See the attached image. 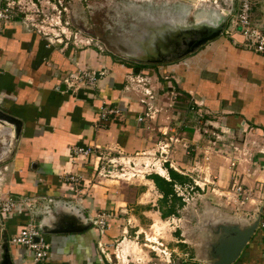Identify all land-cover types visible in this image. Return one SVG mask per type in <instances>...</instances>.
<instances>
[{"label":"crops","instance_id":"0c3cea01","mask_svg":"<svg viewBox=\"0 0 264 264\" xmlns=\"http://www.w3.org/2000/svg\"><path fill=\"white\" fill-rule=\"evenodd\" d=\"M7 2L0 0V8ZM235 4L234 1L230 8L234 9ZM254 6L258 14L250 13L251 22L264 30V23H260L264 0H252L251 9ZM243 46L246 47L238 36H219L198 54L197 50L187 58L142 69L123 64L101 47L48 45L46 38L22 24L20 18L0 21V110L22 124L12 157L0 164V193L33 203L31 214L15 210L0 216V244L3 239L7 243L28 222L38 225L41 220L49 254L46 261L38 264H109L99 253L97 243L107 246L118 235L120 224L112 214L121 204L115 197L117 181L100 174L111 168L107 160L126 163L152 146L157 152L161 142L150 141L153 119L162 111L169 113L167 108L171 107L186 112L191 97L201 104L207 126L217 132L216 142L228 155L225 161L228 163L235 154L231 148L239 151L235 169L239 183H235L242 184L247 192L254 189L251 200L263 198L264 58L260 57L264 56L257 57L259 54L241 49ZM83 69L101 73L94 90L81 84L72 90L64 88L62 78ZM137 78L143 82L133 85ZM177 95L188 96V101L169 103ZM100 100L116 111L104 122L97 115ZM192 128L189 125L187 130L181 129L186 136L181 138L183 144L194 146ZM167 129L162 126L156 131L163 136ZM172 139L171 135L168 140ZM8 140V130L0 127V160ZM77 146L91 147L93 154L72 158L71 150ZM242 152L245 161L240 156ZM202 155L209 157L205 151ZM67 173L81 180L70 184ZM183 176L190 180L188 175ZM101 212L110 215L107 237H100L93 223L82 232L68 231L76 228L71 226L74 217L87 224L78 216L85 215L90 223ZM111 222L118 230L112 231ZM58 229L65 232L55 231ZM254 239L236 264H264L263 241ZM7 248L11 264H34L24 249L10 245Z\"/></svg>","mask_w":264,"mask_h":264},{"label":"rangeland","instance_id":"374dc122","mask_svg":"<svg viewBox=\"0 0 264 264\" xmlns=\"http://www.w3.org/2000/svg\"><path fill=\"white\" fill-rule=\"evenodd\" d=\"M8 1L13 4L12 7L18 18H25L28 24H32L34 30L45 34L52 41L61 40L69 46L73 36H78L77 40L88 41L91 46L96 43L115 59H119L122 55L125 57L124 53L127 50L124 43L127 44V37L130 38L128 30L132 29L131 26L136 19L154 20L167 17L181 22H193L201 18L203 9L208 10L213 7L212 0ZM251 10L252 15L258 14V8L255 6ZM260 23H264L263 11H261ZM94 27L95 33L92 31ZM99 33L104 36V46L96 37V35L100 36ZM66 38L68 41H65ZM204 46L200 47L196 54ZM241 49L249 51L244 46ZM256 56L260 57V55ZM127 61L131 60L126 59V63L131 64ZM206 75L202 74L204 78H208ZM132 84L137 85L135 81ZM188 98L177 95L174 100L170 99L169 103L173 101L184 103ZM167 109L170 110L169 113L164 114L162 111L160 117L153 119V131L150 133L152 144L161 142L157 145V152L159 147H163L166 142L169 143V146L163 147L162 157L152 146V149L140 152L126 163L118 160L111 172L109 180L117 181L118 190L115 197L117 204L121 205L112 214L113 218L119 221L120 229L115 228L114 223L111 222L112 231L118 230L119 233L109 240L107 246L102 245L103 256L109 260V264H178L179 262L204 264L203 248L210 238L207 226L232 216L249 222L255 211V206L248 201H244L242 205H234L225 199V195H229L226 191H232L231 187L236 181L239 183L235 171L237 165L232 169L228 168L229 163L224 159L227 156L221 152L216 142L217 132L213 130L214 128L208 127L204 118H200L199 122L196 119L197 113L189 107L186 112L185 109L183 111L174 110L172 107ZM213 120L218 121L216 118ZM189 125L193 126L192 131H195L194 146L183 144L184 141H181V138L186 137L181 129ZM162 126L168 128L163 136L156 131ZM171 128L174 129L173 132L169 131ZM203 128L208 129L206 134L197 131ZM171 135L179 140L169 141ZM213 141L214 145L211 144ZM202 142L204 149L201 147ZM203 151L209 155L206 156V160L202 157ZM162 159L173 171L180 175H188L192 187L195 188L192 191H189L186 185L178 188L176 193L179 195L182 207L177 209L175 216L165 219L160 218L158 201L161 197L147 179L148 175H159L158 173L162 174L161 177H166L163 168L159 166ZM225 179L228 181L224 186ZM253 191L254 189L249 191V197L252 196ZM119 212L122 215H119ZM106 233L105 237L108 235ZM254 238L259 243L263 241L258 229L249 244L255 240Z\"/></svg>","mask_w":264,"mask_h":264},{"label":"water","instance_id":"95a60500","mask_svg":"<svg viewBox=\"0 0 264 264\" xmlns=\"http://www.w3.org/2000/svg\"><path fill=\"white\" fill-rule=\"evenodd\" d=\"M233 0H229L228 4L232 6ZM232 8L220 14L215 9L202 10L201 18H197L193 22H181L177 19L156 18L154 20L136 19L132 29L127 37V44L124 47L127 50L124 55L126 59L137 62V58L157 57L159 60H146L148 64H161L179 60L186 57L200 47L206 45L210 41L218 38L223 30L224 24L230 16ZM259 28V27H258ZM264 31L263 29L259 28ZM135 32V33H132ZM128 48H126L127 46ZM150 49V50H149ZM152 53V54H151ZM157 54V55H156ZM174 54L169 59L168 57ZM144 56V57H143ZM135 59V60H134ZM143 61V60H142ZM140 61V63L142 62ZM21 122L0 110V127L8 130V143L0 164L9 160L15 150L20 131ZM122 215V214H120ZM261 215V207H258L252 213L249 222L237 216L221 219L219 222L207 226L210 238L207 239L204 246V256L202 259L204 264H236L238 263L242 253L245 251L251 241L254 232L257 230ZM78 216V215H77ZM239 216V215H238ZM80 221L87 224H81L75 217L72 219L71 226L74 230L68 231L82 232L92 225L87 222L85 215H79ZM78 224L76 226L74 224ZM38 223L40 234L44 235L43 224L41 220ZM43 226V227H42ZM65 232L63 230H55ZM36 241V239L34 240ZM0 264H11L6 240H2L0 244ZM178 264H182L179 262Z\"/></svg>","mask_w":264,"mask_h":264},{"label":"built area","instance_id":"2783aa9c","mask_svg":"<svg viewBox=\"0 0 264 264\" xmlns=\"http://www.w3.org/2000/svg\"><path fill=\"white\" fill-rule=\"evenodd\" d=\"M219 1H221V3ZM234 1L236 3L235 8L233 9L232 7V12L230 16H228L220 36H223L226 39L231 38L233 36H238L239 38H241L243 44L249 50H251L256 54L264 56V31L260 30L257 26L253 25L250 19L252 0H233L232 2ZM228 2L229 0H212V5H213L212 9H215L220 14H224V11L229 10V8L231 7V5L228 4ZM12 5L13 4L11 2H7L5 3L3 8H0V21L11 22L14 19L18 18V14L15 13ZM20 19L22 20V24L27 25L29 28L34 30L32 24H28L25 18H20ZM38 33L44 38H46L48 45L62 44L61 45L62 47L67 46L66 42L63 43L61 40L52 41L45 34H42L41 32ZM77 38L79 37L73 36L72 38L73 41L69 46L77 49L91 47V44L88 41L81 42L80 40H77ZM65 41H68V38H66ZM77 44L79 45L77 46ZM93 46L96 49L100 50L99 46L96 43H94ZM100 75L101 73H95L94 71H89L85 69L76 70L75 72L69 73L68 75L63 77L61 83L66 89L72 90V88L76 87L78 84H81L85 86L87 89L93 91L96 86L97 79ZM135 82L136 84H138V83H142L143 80L137 78L135 79ZM144 95L150 98V95L148 94L147 91H144ZM189 101H190L189 109L197 113L196 119L200 122V118H202V112L200 110L201 104L197 103L193 99V97H191ZM140 102L142 103V100H140ZM111 114H116V111L110 108L105 101L100 100L97 107L98 120L100 122H104L107 120V117ZM138 121H141V119H138ZM198 121L197 123H199ZM197 131H200L202 134H206L208 129L203 128L200 130L198 129ZM215 138H217L216 140H218V135H215ZM163 147H166V145L163 144ZM163 147H159V151L157 152L158 155H161L163 153L164 151ZM231 150L235 154H233V157L232 158L230 157V160H228L229 163L228 168L230 169L234 168L237 165V162L240 161V159L237 161L238 159L237 157L239 156V151H237L235 148H231ZM260 153L263 154V152ZM71 154H72L71 157L75 159L86 158L93 154V150L91 147L77 146L72 148ZM234 155H236V157ZM240 156L242 157V161H245L247 159L246 157H244L245 152L240 153ZM225 158L227 159V157ZM203 159L206 160V158ZM164 161L165 160L162 159V162H160L159 164L161 168H163V164L165 163ZM117 163L118 162L112 159L107 160V164L111 168L106 169L100 175L110 177L111 172L114 168V164ZM162 178L166 181H169L167 175L166 177H162ZM66 180L67 182L72 184L75 182H79L81 179L76 174L67 173ZM186 187L188 188L189 191L193 190L192 186H186ZM173 188L176 196H179L176 192L178 191V188H180V186H173ZM231 188L232 191L228 192L229 195L227 194L225 195V199L227 201H230L234 205H242L244 201H248L251 205L255 206V210L258 207H261V215L257 229L260 231L263 239L262 256L264 257V197L256 200L255 202L249 198V192H247L244 188H242L241 185L233 183ZM15 210H19L24 213L31 214L33 210V203L32 201L23 198L14 199L10 196H4L0 193V216L9 215ZM109 218L110 215L108 213L101 212L96 214L95 217L92 219V223L97 227L100 237L103 236L106 230L108 229ZM35 239L36 241H34ZM6 244L24 249L28 254L31 255L34 264L44 262L48 259L49 246L44 241L43 235L40 234L38 225L35 224L33 221L28 222L23 227H21L15 234L10 236ZM102 245L104 244H102L100 241L97 243L98 251L103 256L104 252L102 249Z\"/></svg>","mask_w":264,"mask_h":264},{"label":"trees","instance_id":"16d2710c","mask_svg":"<svg viewBox=\"0 0 264 264\" xmlns=\"http://www.w3.org/2000/svg\"><path fill=\"white\" fill-rule=\"evenodd\" d=\"M137 67L144 69L151 66ZM163 167L166 170L169 181L164 180L159 175L157 176V174H150L147 176V179L153 184L155 190L161 197L158 201L161 219H165L169 216H175L177 209L182 207V202L180 198L176 196L173 186H192L191 180L170 169L166 162L163 164ZM193 189L195 188L193 187Z\"/></svg>","mask_w":264,"mask_h":264},{"label":"flooded vegetation","instance_id":"af4514ba","mask_svg":"<svg viewBox=\"0 0 264 264\" xmlns=\"http://www.w3.org/2000/svg\"><path fill=\"white\" fill-rule=\"evenodd\" d=\"M98 28V27H97ZM99 29V28H98ZM92 31L95 33L96 32V29H95V27L94 28H92ZM100 34V33H99ZM102 34V33H101ZM100 34V36H98V35H96V37L99 39H97L103 46H104V36L103 35H101ZM105 38H107V35H105ZM115 40V39H114ZM150 50V49H149ZM152 54V53H151ZM157 55V54H156ZM175 57V55L174 54H171L168 58L169 59H167V60H171L170 58H172V57ZM144 57V56H143ZM185 57H183V58H181V59H184ZM146 60H152V61H155V60H159V58H157V57H147V58H145ZM145 59L144 58H137V62H134V61H127V62H130L131 64H127L126 63V59L125 58H123V56L122 57H120L118 60H120L123 64H125V65H127V66H130V67H136V66H153V67H155V66H157V65H161V64H167V63H170V62H174V61H170V62H164V63H161V64H148V63H145ZM135 60V59H134ZM143 60V61H142ZM140 61H142L141 63H140ZM247 250V248L245 249V251ZM243 254V253H242Z\"/></svg>","mask_w":264,"mask_h":264},{"label":"bare ground","instance_id":"6f19581e","mask_svg":"<svg viewBox=\"0 0 264 264\" xmlns=\"http://www.w3.org/2000/svg\"><path fill=\"white\" fill-rule=\"evenodd\" d=\"M124 163H125V161H124ZM161 168V167H160ZM155 172V171H154ZM160 176L162 175V174H160V173H158Z\"/></svg>","mask_w":264,"mask_h":264},{"label":"clouds","instance_id":"9594fccd","mask_svg":"<svg viewBox=\"0 0 264 264\" xmlns=\"http://www.w3.org/2000/svg\"><path fill=\"white\" fill-rule=\"evenodd\" d=\"M158 176V175H157ZM162 178V177H161Z\"/></svg>","mask_w":264,"mask_h":264}]
</instances>
